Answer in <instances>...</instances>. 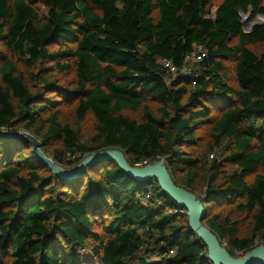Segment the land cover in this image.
Returning a JSON list of instances; mask_svg holds the SVG:
<instances>
[{
    "label": "trees",
    "instance_id": "obj_1",
    "mask_svg": "<svg viewBox=\"0 0 264 264\" xmlns=\"http://www.w3.org/2000/svg\"><path fill=\"white\" fill-rule=\"evenodd\" d=\"M258 44L264 0H0V130L29 133L47 157L45 147L59 144L49 158L63 168L109 149L132 167L166 160L172 181L203 202L205 226L242 256L264 245V52L248 48ZM198 47L205 57L188 65L191 75L163 68L183 67ZM13 57L37 67L29 81ZM226 57L235 58L237 90L225 84ZM57 59L73 60V89L62 92L77 101V119L95 121L86 145L58 110L46 112L47 94L61 88L40 65ZM139 109L141 121L124 114ZM213 111L210 141L191 155L184 149L197 145L195 132ZM236 198L251 219L246 237L207 212ZM185 212L155 181L136 182L111 161L60 180L27 142L0 136V264H209Z\"/></svg>",
    "mask_w": 264,
    "mask_h": 264
},
{
    "label": "water",
    "instance_id": "obj_2",
    "mask_svg": "<svg viewBox=\"0 0 264 264\" xmlns=\"http://www.w3.org/2000/svg\"><path fill=\"white\" fill-rule=\"evenodd\" d=\"M261 20L247 25V32ZM246 32V33H247ZM0 136L9 140L24 141L31 146V152L35 159L46 167L53 177L60 180H71L79 177L90 166L102 161H111L117 168L136 182L155 181L160 191L175 203L181 210L186 211L187 229L206 249L204 260L209 264H264V245L260 244L244 255L231 256L225 246L220 243L203 223L206 211L203 202L193 193L177 186L171 179L167 170L166 160L157 159L145 166L129 165L124 152L119 149L103 150L90 154L82 159L78 165L71 168H63L47 157L42 151L41 142L27 132H9L0 130Z\"/></svg>",
    "mask_w": 264,
    "mask_h": 264
},
{
    "label": "rangeland",
    "instance_id": "obj_3",
    "mask_svg": "<svg viewBox=\"0 0 264 264\" xmlns=\"http://www.w3.org/2000/svg\"><path fill=\"white\" fill-rule=\"evenodd\" d=\"M218 3L219 1L210 2L208 9L210 11L211 16L213 15L215 11V6ZM38 8L40 9L41 12L45 14L46 11L41 5H39ZM258 20H261L259 16H257L253 20V22L249 24L256 23ZM247 25L248 24H245L243 26V30L245 32H247ZM233 43H236V41L233 40ZM248 48L251 49L258 56H261L264 52V44L251 45ZM56 49H57V45H52L48 48L49 51H55ZM13 60L16 63L17 69L20 72H23L25 80L27 81L30 80L31 74L37 72V67L27 68L25 66V62L23 59L13 57ZM223 63H224V74L226 75L225 84L233 88L234 90H237L238 86L236 83L235 70H234L235 58L226 57L223 59ZM58 65H62V66H58ZM64 65H67L68 67L65 68ZM189 66H191V64ZM40 67H43L45 70H47L46 75L52 81H56V83L61 88L59 92H51L47 94L46 112L48 113L49 111L58 110L60 112L58 118L59 122L61 124H68L71 128H73L77 132L79 137V143L85 145L88 144L90 138L94 135L95 121L90 115H87L82 120H78L75 115V108L77 105V101L72 97L66 96L65 93L62 92L64 90L69 91L73 89V81H74L73 60L57 59L55 62H48L44 65H40ZM147 107L152 112H155L157 108V106L151 102L147 104ZM124 114L137 121H141L143 110L139 109L135 112L126 111L124 112ZM217 116H218V112L213 111L210 118H208V120H205L204 124L195 132V135L197 137V143H196L197 145H194L192 148H185L184 149L185 151H187L191 155H197L202 152V149H204V147H206L208 142L210 141L208 136L209 127ZM19 128L20 125L18 126V129ZM225 144L226 143H224L220 148L212 152L214 154L213 159L222 153ZM60 149L61 146L57 143H51L45 147V150L49 157L52 156L55 150H60ZM24 155L29 156V153L25 151ZM208 159H210V156L208 157ZM177 181L179 184H182V180L177 179ZM199 185H201V181H198V186ZM243 202L244 200L240 198H236L219 206H215V207L208 206L207 212H209V214L218 213L219 216L227 217L231 221L236 222L239 231L238 236L246 237L249 235V231L251 227V219L249 214L245 212H241L240 210L237 209V205ZM95 229H98L97 226H95ZM260 243H261L260 241L256 240V245H259ZM150 257L153 258L152 255H150Z\"/></svg>",
    "mask_w": 264,
    "mask_h": 264
},
{
    "label": "built area",
    "instance_id": "obj_4",
    "mask_svg": "<svg viewBox=\"0 0 264 264\" xmlns=\"http://www.w3.org/2000/svg\"><path fill=\"white\" fill-rule=\"evenodd\" d=\"M251 29V28H250ZM205 57L204 51L198 47L192 53L184 56V66L178 68L169 61H162L163 68L171 77H175L178 74L191 75V70L188 65L199 63ZM192 86H195V77L192 78ZM73 159V158H71ZM173 252H170L172 254Z\"/></svg>",
    "mask_w": 264,
    "mask_h": 264
}]
</instances>
